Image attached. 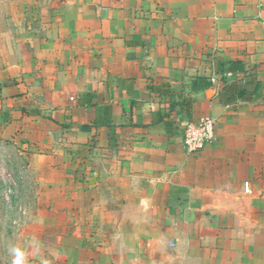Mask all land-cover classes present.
Instances as JSON below:
<instances>
[{"label":"crops","instance_id":"obj_1","mask_svg":"<svg viewBox=\"0 0 264 264\" xmlns=\"http://www.w3.org/2000/svg\"><path fill=\"white\" fill-rule=\"evenodd\" d=\"M5 4L0 139L26 159L53 263L264 264V0ZM206 117L214 139L187 151L183 125Z\"/></svg>","mask_w":264,"mask_h":264},{"label":"rangeland","instance_id":"obj_2","mask_svg":"<svg viewBox=\"0 0 264 264\" xmlns=\"http://www.w3.org/2000/svg\"><path fill=\"white\" fill-rule=\"evenodd\" d=\"M0 0V82L11 81L6 76L8 63L16 56L5 54L7 44L17 45L16 39L7 40L5 32L15 35L17 26L7 18L16 15ZM5 52V53H4ZM4 78V80H3ZM35 188L26 159L15 145L0 139V264H54L58 249L55 236L43 231L35 216ZM45 228V227H44ZM49 246L39 243V238ZM43 236V237H42Z\"/></svg>","mask_w":264,"mask_h":264},{"label":"trees","instance_id":"obj_3","mask_svg":"<svg viewBox=\"0 0 264 264\" xmlns=\"http://www.w3.org/2000/svg\"><path fill=\"white\" fill-rule=\"evenodd\" d=\"M228 69L232 72L243 71L244 64L240 60L230 61L228 63ZM211 86H212V81L205 76H197L194 79H192L190 83V89L191 91L194 92L210 88ZM240 92H241V88L238 83L221 81L218 89V97L220 102H222L225 105H229L236 101ZM186 105L189 109L190 102L186 101ZM110 117H111V106L110 105L101 106L100 108H98V114L96 116V125L110 124V119H111ZM170 124L171 123L169 121L166 122V127L168 128V130H170L169 128Z\"/></svg>","mask_w":264,"mask_h":264},{"label":"built area","instance_id":"obj_4","mask_svg":"<svg viewBox=\"0 0 264 264\" xmlns=\"http://www.w3.org/2000/svg\"><path fill=\"white\" fill-rule=\"evenodd\" d=\"M214 120L206 117L198 122H186L182 127V143L189 152L201 150L214 139ZM244 190L249 192L248 183H244Z\"/></svg>","mask_w":264,"mask_h":264}]
</instances>
